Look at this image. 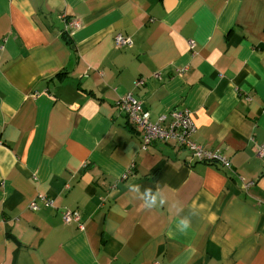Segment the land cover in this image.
Here are the masks:
<instances>
[{
	"label": "crops",
	"instance_id": "crops-1",
	"mask_svg": "<svg viewBox=\"0 0 264 264\" xmlns=\"http://www.w3.org/2000/svg\"><path fill=\"white\" fill-rule=\"evenodd\" d=\"M263 144L264 0H0V264H264Z\"/></svg>",
	"mask_w": 264,
	"mask_h": 264
},
{
	"label": "built area",
	"instance_id": "built-area-1",
	"mask_svg": "<svg viewBox=\"0 0 264 264\" xmlns=\"http://www.w3.org/2000/svg\"><path fill=\"white\" fill-rule=\"evenodd\" d=\"M79 27L77 21H70L67 25L69 29H76ZM116 48L129 46L132 42L128 37L117 35L114 37ZM159 78V74H155ZM136 86L142 85L141 80H137ZM119 110L126 116L130 125H132L141 134L142 149L146 150L149 146L156 142L171 145L176 150H187L192 159L197 162H205L221 165L223 168L230 170L231 165L222 155L216 151L207 150L192 140V135L195 132V127L191 119L190 112L186 109L175 110L171 113V120L168 125L164 126L157 123H152L148 112L144 109L142 103L131 95L123 97L118 103ZM257 153L264 155V144L258 147ZM250 185V184H249ZM40 198V197H39ZM45 206H52L51 200L44 197L40 198ZM33 209L36 204H31ZM63 220L66 223L72 221L78 222L79 214L70 210H66L62 214Z\"/></svg>",
	"mask_w": 264,
	"mask_h": 264
},
{
	"label": "clouds",
	"instance_id": "clouds-1",
	"mask_svg": "<svg viewBox=\"0 0 264 264\" xmlns=\"http://www.w3.org/2000/svg\"><path fill=\"white\" fill-rule=\"evenodd\" d=\"M163 203V201H162ZM179 224L182 225L179 230L184 231L189 227V223H185L183 220L179 221Z\"/></svg>",
	"mask_w": 264,
	"mask_h": 264
},
{
	"label": "trees",
	"instance_id": "trees-1",
	"mask_svg": "<svg viewBox=\"0 0 264 264\" xmlns=\"http://www.w3.org/2000/svg\"><path fill=\"white\" fill-rule=\"evenodd\" d=\"M69 22H70V21H68L66 25H68ZM69 42H70V41H69Z\"/></svg>",
	"mask_w": 264,
	"mask_h": 264
}]
</instances>
